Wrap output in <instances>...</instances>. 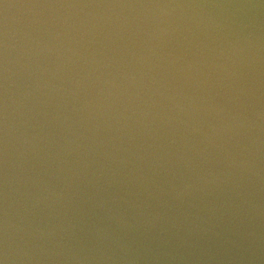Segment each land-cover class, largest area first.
Instances as JSON below:
<instances>
[{
	"label": "water",
	"instance_id": "95a60500",
	"mask_svg": "<svg viewBox=\"0 0 264 264\" xmlns=\"http://www.w3.org/2000/svg\"><path fill=\"white\" fill-rule=\"evenodd\" d=\"M0 264H264V0H0Z\"/></svg>",
	"mask_w": 264,
	"mask_h": 264
}]
</instances>
